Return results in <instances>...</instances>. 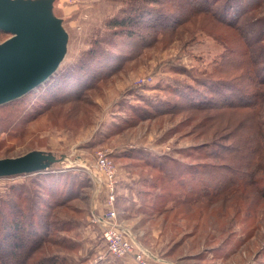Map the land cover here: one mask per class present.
Masks as SVG:
<instances>
[{"label": "rangeland", "instance_id": "374dc122", "mask_svg": "<svg viewBox=\"0 0 264 264\" xmlns=\"http://www.w3.org/2000/svg\"><path fill=\"white\" fill-rule=\"evenodd\" d=\"M24 1L48 5L50 17L65 33L62 67L83 54L82 58L87 57L83 52L89 49L96 59L108 56L111 50L120 52L122 47L126 54L133 53L77 100L49 109L38 107L40 103L30 94L25 102L0 109V159L23 157L32 165L28 175L0 178V201L10 196L11 185L26 183L42 172L63 175L66 181L72 179L83 186L75 199L56 210L52 220L58 228L65 227L50 229L43 241L33 245L31 264H92L104 252L100 229L92 224L93 213L106 211L105 178L96 166L100 152L108 155L115 168L116 199L112 207L118 223L155 259L164 264H264V183L257 186L248 181L228 194L227 201L221 196L216 202L201 204L207 207L201 211L200 207L193 211L183 208L182 216L170 215L167 221L148 211L138 213L143 192L161 176L145 168L140 159L167 158L177 164H195L188 152L206 142L186 134L190 126L183 124L190 113L159 115L153 107L163 104L160 99L168 104L174 100V89L181 93V89L194 87L195 81L206 82L219 62L235 74H240L241 68H261L250 77L256 83L262 81L263 95L250 109L260 105L252 119L264 130V0L239 21L237 29L218 26L194 13L171 35L109 26L113 18L127 17L130 5L136 6L139 0ZM225 1L219 0L218 6L222 8ZM154 2L150 10L156 14L175 16L181 11L176 9L179 0L165 5L162 0ZM207 31L215 34L208 36ZM141 35L145 42L138 41ZM8 38L4 36L0 44ZM111 40L114 48L109 47ZM246 41L250 59L230 56L237 61L224 60L229 51ZM36 107L43 111L29 118ZM144 108L151 110L153 117L143 119L138 112ZM208 178L211 176L204 180ZM28 190L32 195L18 202L20 208L26 209L33 197L34 189ZM103 264H134V260L130 256L109 258Z\"/></svg>", "mask_w": 264, "mask_h": 264}, {"label": "trees", "instance_id": "16d2710c", "mask_svg": "<svg viewBox=\"0 0 264 264\" xmlns=\"http://www.w3.org/2000/svg\"><path fill=\"white\" fill-rule=\"evenodd\" d=\"M162 1L163 5L171 4V0ZM179 1L176 9L181 8V11L171 16L168 13L156 14L154 10L152 12L150 6L156 3L154 0H139L136 6L134 3L130 5L127 17L113 18L109 26L127 30L144 28L149 33L171 35L177 26L192 17L190 14L195 13L218 26L237 29L239 21L259 2L226 0L221 8L218 6L219 0ZM206 34L211 36L215 33L207 31ZM6 35L8 34L0 30V39ZM138 41L145 42V37L141 35ZM248 46L247 41L240 42L229 51L224 60L236 62L234 56L243 61L250 59L249 55H246ZM109 47H115L113 40L109 42ZM119 51L111 50L108 56L101 55L96 59L91 57L93 52L89 49L83 52L87 57L82 58L83 54L79 59L75 58L67 65L60 66L61 68L59 67L43 84L21 98L1 105L0 109L25 102L30 94L36 97L35 102L40 103L38 107L49 109L57 104L77 100L116 71L123 61L133 56V53L126 54L123 47ZM219 63L206 82L195 81L196 85L187 90L177 88L181 93L174 89V100H170L169 104L161 99L163 104L159 107V104H153L159 115L190 113L183 124L190 126L186 134L206 142L197 146L193 153L188 152L187 156L192 157L195 164H177L175 161L169 162L167 158L157 161L139 158L145 163V168L161 176L156 178V182L151 181L148 190L143 192L144 200L138 213L148 211L150 215L162 216L163 220L167 221L170 215L182 216L183 208L193 211L200 207L198 211H201L202 208H207L201 207V204L204 206L209 204L208 202H216L221 196L227 201L228 194L235 188L246 185L248 181L249 185L258 186L264 183V130L255 123L254 118L252 119L253 113L257 112L260 105L256 109H250L251 105L260 103L259 97L263 95L262 81L257 79L259 82L256 83V80L250 77L252 73L257 75L261 68L254 71L250 67L246 71L241 68L242 72L235 74L236 71L228 72L223 63ZM251 82L254 84L250 85ZM148 105L152 107L151 104ZM38 107L33 110L35 114L33 111L28 112L33 114L29 118L34 119L36 115L41 114L43 110ZM246 111L252 114L248 116ZM138 113L143 119L153 117L154 114L145 108ZM25 119L28 121V118ZM251 153L257 156H246ZM203 159L214 163L203 162ZM42 173L31 174L36 176L26 183L11 185L10 196L0 201V264H31L33 245L43 241L49 235L50 229L57 231L65 227L58 228V223L52 220V217L55 219L56 210L65 207L68 201L77 197V190L82 189V183L72 179L66 181L63 175ZM210 176L211 178L204 180ZM29 187L34 189L33 197L28 198L30 200L26 209L20 208L18 202L26 200L24 197L27 194L32 195Z\"/></svg>", "mask_w": 264, "mask_h": 264}, {"label": "water", "instance_id": "95a60500", "mask_svg": "<svg viewBox=\"0 0 264 264\" xmlns=\"http://www.w3.org/2000/svg\"><path fill=\"white\" fill-rule=\"evenodd\" d=\"M0 30L9 35L0 44L1 106L34 90L59 69L67 37L50 17L48 5L24 0H0ZM25 161L0 159V177L30 174L31 162Z\"/></svg>", "mask_w": 264, "mask_h": 264}, {"label": "built area", "instance_id": "2783aa9c", "mask_svg": "<svg viewBox=\"0 0 264 264\" xmlns=\"http://www.w3.org/2000/svg\"><path fill=\"white\" fill-rule=\"evenodd\" d=\"M96 166L105 178L106 211L102 214H92V224L100 229L104 248V252L100 253L92 264H103L109 258L126 256L132 257L134 264H164L139 246L135 239L118 223L117 213L112 207L116 199L115 168L106 153H98Z\"/></svg>", "mask_w": 264, "mask_h": 264}]
</instances>
